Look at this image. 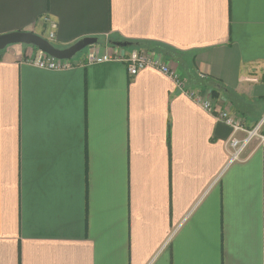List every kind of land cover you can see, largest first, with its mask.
Returning <instances> with one entry per match:
<instances>
[{
    "label": "crops",
    "instance_id": "crops-1",
    "mask_svg": "<svg viewBox=\"0 0 264 264\" xmlns=\"http://www.w3.org/2000/svg\"><path fill=\"white\" fill-rule=\"evenodd\" d=\"M19 31L58 49L97 38L120 58L146 45L213 110L153 69L85 51L48 71L8 46L0 264H264V143L231 159L216 118L263 121L264 0H0V35Z\"/></svg>",
    "mask_w": 264,
    "mask_h": 264
},
{
    "label": "built area",
    "instance_id": "built-area-1",
    "mask_svg": "<svg viewBox=\"0 0 264 264\" xmlns=\"http://www.w3.org/2000/svg\"><path fill=\"white\" fill-rule=\"evenodd\" d=\"M50 26L52 30L56 28L54 23H51ZM52 38L53 33L50 32L49 39ZM86 51V60L89 64L119 60L124 61L126 63L127 72L130 76H135L144 69H153L171 79L177 88L183 91V93L189 99L194 101L199 107H201V109L209 113H211L213 110L210 91H205L203 94H201L199 91L194 89H185L186 81L181 79L175 70L162 62V58L158 56L156 51L144 48L133 49L127 54L126 57L123 58H120L117 54H101L98 44L87 47ZM26 63L38 69L48 71H65L73 66L70 60L55 59L41 53L40 51H38L36 57L26 59ZM205 78L206 77L204 74H199V79L203 80ZM216 118L220 121H223L231 128V136L227 143V148L231 159L237 158L240 151L252 138H256L261 144L264 143V131L261 130V124L264 122V118L261 123L251 130L244 128L243 121L241 119H238L237 117H231L226 112H219V114L216 115ZM238 132L244 133L245 137L243 139H238L235 137V134Z\"/></svg>",
    "mask_w": 264,
    "mask_h": 264
},
{
    "label": "water",
    "instance_id": "water-1",
    "mask_svg": "<svg viewBox=\"0 0 264 264\" xmlns=\"http://www.w3.org/2000/svg\"><path fill=\"white\" fill-rule=\"evenodd\" d=\"M18 44L36 48L41 53L46 54L55 59L70 60L72 57L75 56L76 53L82 51L83 49L98 44V39L87 37L77 41L76 43L65 49H58L55 48L48 40L33 32L19 31L0 35V51L5 50L8 46ZM112 44L121 48L131 46L129 43L118 42Z\"/></svg>",
    "mask_w": 264,
    "mask_h": 264
},
{
    "label": "rangeland",
    "instance_id": "rangeland-1",
    "mask_svg": "<svg viewBox=\"0 0 264 264\" xmlns=\"http://www.w3.org/2000/svg\"><path fill=\"white\" fill-rule=\"evenodd\" d=\"M99 42H100V40H99ZM86 49H87V48H85V49H83L82 51L76 53L75 56L72 57L71 59L73 60V59H75V58L81 56L83 53H85Z\"/></svg>",
    "mask_w": 264,
    "mask_h": 264
},
{
    "label": "trees",
    "instance_id": "trees-1",
    "mask_svg": "<svg viewBox=\"0 0 264 264\" xmlns=\"http://www.w3.org/2000/svg\"><path fill=\"white\" fill-rule=\"evenodd\" d=\"M145 48L148 49V50H151V49L148 48L146 45H145ZM153 49L156 50V49H159V47H158V46H155V47H153ZM2 52H3V51H0V58H1V53H2Z\"/></svg>",
    "mask_w": 264,
    "mask_h": 264
}]
</instances>
